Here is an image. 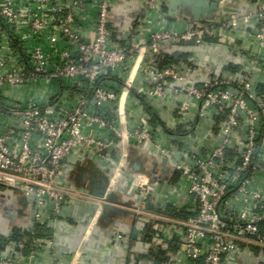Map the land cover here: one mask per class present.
<instances>
[{
    "label": "built area",
    "instance_id": "built-area-1",
    "mask_svg": "<svg viewBox=\"0 0 264 264\" xmlns=\"http://www.w3.org/2000/svg\"><path fill=\"white\" fill-rule=\"evenodd\" d=\"M120 1L0 0V191L19 194L32 207L30 228L18 241L9 235L0 264L60 260L55 237L67 202L97 203L67 186L66 169L77 160L75 167L98 169L112 161L117 144L121 151L106 181L113 190L125 181L133 146L149 144L175 161L179 178L167 186L173 196L162 210L171 205L184 219L158 215L162 227L174 225L179 233L170 264H264V91L249 74L224 69L195 81L199 60L193 58L154 64L166 56L161 45L202 46L219 32L264 50V0L245 14L226 12L185 31L167 24L165 0H124L139 5L138 31L149 33L143 46L114 41L110 16ZM243 22L255 27L245 37ZM251 62L264 68L258 56ZM23 89L25 98L14 95ZM159 107L170 132L187 125L183 137L169 135L166 145L147 110ZM208 119L214 134L197 150L175 147ZM153 178L127 181L144 201L156 202ZM183 194L187 200L179 203ZM38 227L50 229V237H37ZM152 236L162 249L163 238Z\"/></svg>",
    "mask_w": 264,
    "mask_h": 264
},
{
    "label": "crops",
    "instance_id": "crops-1",
    "mask_svg": "<svg viewBox=\"0 0 264 264\" xmlns=\"http://www.w3.org/2000/svg\"><path fill=\"white\" fill-rule=\"evenodd\" d=\"M255 2L256 0L220 2L218 10L215 12V18L232 11L245 14L254 9ZM168 5L165 0L163 12L166 15L167 24L172 29L185 31L194 23L190 9L187 7L180 9L181 6L177 0H173V8L176 9L171 11L172 16L168 15ZM138 12L139 5L137 3L120 1L110 16V28L113 29L114 41L123 42L127 39L129 42L135 41L142 46L145 44L146 35L149 33L138 31V23H136ZM179 12L181 13L179 14ZM252 29L255 30L254 25L250 22H243L239 32L245 37L244 33L250 32ZM161 50L166 56L188 55V59L199 60L192 73V78L195 81L207 80L216 71L224 69L231 74H249L253 86L257 90L264 91V68H256L251 62L252 57L258 56L260 59H264V50H260L256 44L250 43L246 38L234 40V38L219 32L216 38L202 46H196L193 43L164 44L161 45ZM117 83L122 85L123 79L117 80ZM135 89H139L138 83ZM26 92L27 90L23 89L14 95L23 99L26 97ZM151 111L153 110L151 109ZM153 112L155 118L152 119V124L160 130L162 145L168 144L169 135L173 138L176 135L180 136L179 138L183 137L186 124H179L176 132H170L171 120L165 116L162 109L159 107ZM212 124L211 119L201 122L193 136L174 141L175 147L180 149L187 146V149L191 151L197 150L206 138L213 136L214 127ZM120 151L121 146L117 144L112 154V161L97 165L98 169L88 165L80 168L75 167V164L80 160H73V162L77 161L68 166L65 173L67 186L83 196H91L92 181L98 186H101L99 183L101 177L107 181ZM164 160H166L165 163ZM130 163L132 166L129 164L126 168L124 183L114 190L108 189V192L113 193L117 199L114 206L127 211V213L98 212L94 209L93 204L87 201H68L60 218V225L55 237L54 252L60 260L54 261L45 257L41 264H68L66 261L68 257L71 259L75 257L73 264H170V257H174L177 253L176 243L179 233L174 225L169 230L162 227L164 219H160L158 215L170 218V220L184 219L182 216L179 217L171 205L167 206L164 211L162 210L164 202H168L173 196L172 194L168 195L167 186L174 185L178 181L177 179L175 182L173 180L176 175L175 161L162 156L153 146L145 144L133 146ZM135 166L138 168H134ZM138 175H150L156 180L163 179L160 183L154 178L152 181L153 185H156V192L160 195L156 202L151 199L147 202L144 201L141 192L131 189L127 180L131 182ZM168 197L170 198L168 199ZM165 199L167 200L165 201ZM186 200L183 194L179 198V203H184ZM149 203L150 208L147 210ZM31 215L32 207L23 197L16 193L0 191V253L6 250L10 234L21 235L28 231L31 226ZM153 233H158L163 238L162 249L154 248L153 243L156 244L157 240L152 236ZM120 235L121 238H119ZM84 241H86V246L82 249L81 245ZM77 256L79 260H76ZM157 259L160 260L159 263Z\"/></svg>",
    "mask_w": 264,
    "mask_h": 264
},
{
    "label": "water",
    "instance_id": "water-1",
    "mask_svg": "<svg viewBox=\"0 0 264 264\" xmlns=\"http://www.w3.org/2000/svg\"><path fill=\"white\" fill-rule=\"evenodd\" d=\"M168 2V15L172 16L171 11L175 10L176 8H173V0H166ZM178 4L181 6L180 9H183L184 7H187L190 9V13L192 16V21L194 22H206V21H212L215 19V12L218 10V5L222 0H177ZM170 6V7H169ZM181 12H179L180 14ZM133 150V147H131ZM164 163L166 160L163 161ZM130 164V165H129ZM129 166H132L131 163H129ZM134 168H138L135 166ZM82 172V169H81ZM94 176V175H93ZM98 177V175H96ZM163 181V179H160ZM102 181V182H101ZM99 181L101 186H98L94 181L93 186H90V195L93 197L94 200H96L97 203H93V207L98 212H114V213H120V214H126L127 211L115 207L114 205L117 203V199L113 195V193L108 192V183L101 179ZM150 208V203L147 205V210Z\"/></svg>",
    "mask_w": 264,
    "mask_h": 264
},
{
    "label": "trees",
    "instance_id": "trees-1",
    "mask_svg": "<svg viewBox=\"0 0 264 264\" xmlns=\"http://www.w3.org/2000/svg\"><path fill=\"white\" fill-rule=\"evenodd\" d=\"M210 41H212V40H210ZM187 60H188V55L165 56V58L163 60H159L157 63H154V64L159 65L162 68H165V67H168V66H171L174 64H178L181 61L185 62ZM147 110L150 114L153 115V111H151V109H147ZM154 116H155V114L153 115V117ZM178 178H179V173L176 172L175 178L173 179L174 182L176 181V179L178 180ZM174 211H176V210H174ZM36 232H37V237H39V238H49L50 237L49 234L51 233L50 229L42 228V227H38ZM20 239H21L20 235H15L13 241H15V240L18 241ZM157 262L159 263L160 260L157 259ZM196 264H201V263L196 262Z\"/></svg>",
    "mask_w": 264,
    "mask_h": 264
},
{
    "label": "flooded vegetation",
    "instance_id": "flooded-vegetation-1",
    "mask_svg": "<svg viewBox=\"0 0 264 264\" xmlns=\"http://www.w3.org/2000/svg\"><path fill=\"white\" fill-rule=\"evenodd\" d=\"M103 178H104V177H103ZM103 178L101 177L102 180L106 181L105 178H104V179H103Z\"/></svg>",
    "mask_w": 264,
    "mask_h": 264
}]
</instances>
